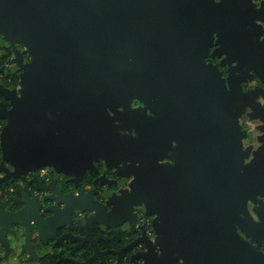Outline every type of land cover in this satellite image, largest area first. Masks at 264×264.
<instances>
[{"label": "water", "instance_id": "1", "mask_svg": "<svg viewBox=\"0 0 264 264\" xmlns=\"http://www.w3.org/2000/svg\"><path fill=\"white\" fill-rule=\"evenodd\" d=\"M138 11L163 30L149 35L134 31ZM169 13L173 26L178 18L183 20L189 38L167 40ZM0 36L10 43L0 50L14 54V69L21 72L18 90L0 84V96L12 106L8 110L0 102V122H6L0 134L1 183L49 165L80 177L88 169L98 171L95 162L101 160L110 167L132 163L125 167L135 175L130 193L107 202L110 212L101 210L89 194L60 198L64 208L47 210L53 215L42 219L38 207L30 209L27 203L18 213H9L0 197V245L7 261L13 252L8 236L18 244L27 238L19 251L29 254L30 262L36 259L32 223L44 242L67 229L62 241L73 235L74 215L80 211L88 213L76 223L86 230L84 238L75 237L82 250L91 244L87 234L95 227L115 229L128 221H119L126 201L144 205L148 215L157 216L156 239L140 256L144 264L219 261L230 243L242 242L235 234L238 222L243 233L264 243V0H0ZM213 48L225 76L206 62ZM134 99L156 114V135L149 124L121 116L118 109L129 110V104H111ZM170 102L185 110L186 120L174 122L183 137L194 142L188 156L171 167L159 164L169 145L165 107ZM58 103L54 126L63 132H49L44 140L35 126ZM108 109L123 123L121 130L142 132L147 145L137 149L132 136H115ZM243 114L257 123L259 133V147L247 153L242 139L248 133L239 121ZM226 121L238 155L236 166L232 161V168H218L217 161L209 159L205 140L214 123L220 124L222 136ZM251 157L245 166V158ZM249 202L258 220H252V226ZM91 247L95 255L88 258L85 253L83 264L98 259L99 249ZM247 249L256 262L264 261V255Z\"/></svg>", "mask_w": 264, "mask_h": 264}, {"label": "flooded vegetation", "instance_id": "2", "mask_svg": "<svg viewBox=\"0 0 264 264\" xmlns=\"http://www.w3.org/2000/svg\"><path fill=\"white\" fill-rule=\"evenodd\" d=\"M182 11L178 14V17L182 14ZM171 19L167 21L165 27V33L167 40L184 41L186 36L188 37L189 29L185 27L183 20L178 18L176 20V26H173L172 16L169 13ZM133 25L136 26L134 31L141 32L145 35L156 33V23L153 18L143 20L141 13L138 11L134 14ZM195 32H199V29H194ZM149 33V34H148ZM10 47L9 42H5L3 37L0 36V47ZM214 49H211L208 57L206 58L207 64L217 66L220 71L226 73V68L221 67L220 60L213 56ZM195 54V53H194ZM193 55V54H192ZM194 56V55H193ZM197 57V56H195ZM188 59V58H187ZM194 59V58H192ZM25 60L29 61V57L25 56ZM14 54L10 51L3 53V49L0 50V84L4 85L8 90H18L20 86V71L15 70ZM193 62H191L192 64ZM185 65V63H183ZM190 64V63H189ZM190 64V65H191ZM195 64V63H194ZM193 64V65H194ZM192 65V67H193ZM185 68V67H184ZM0 102H4L8 110L12 109L10 101H6L0 96ZM154 103L153 100H151ZM112 105L129 104V110H125L124 107L118 109L121 116L126 115L130 121L138 119L144 124H149L152 130H155L157 125L155 123L156 114L152 112L148 106L141 100H132L130 103L127 101H112ZM61 104L50 108L45 115V120L40 121L35 126L42 139H48V133L53 132L55 134H61L63 130L58 126H54L57 114H59V108ZM165 113L167 114V125L165 133V142L169 143L166 150L165 158L159 162V164H166L168 166L177 165L178 160L182 155L188 156V147L193 141L189 142L188 138H184L182 132L178 130V125H175L174 120L178 118H186V112L183 108H175L173 103H169L165 107ZM162 111V110H160ZM108 112L113 120L115 127L114 135L120 136H132L137 149H141L148 143L147 138H142V132L135 129L121 130L119 126L123 125L122 122L115 121V114L108 109ZM232 112L236 113L232 108ZM186 120V119H184ZM240 124L247 131V136L242 139L243 151L248 152L250 147H259L257 140L258 132L255 131L257 123L254 124L247 114H243L239 118ZM57 122V121H56ZM179 124V123H178ZM6 125L5 121L0 122V134L3 127ZM157 130V129H156ZM156 130L154 134L156 135ZM211 134L208 136L207 147L210 152V160L219 165L218 168H232L236 166V152L233 145V139L231 137L230 123H226L222 127L218 123H214L211 126ZM251 152V151H250ZM238 155V154H237ZM241 157V155L239 156ZM233 161V166L232 162ZM2 162V148L0 142V164ZM252 157L250 159L245 158V166L251 164ZM134 165L129 162H122L118 166H108L103 160L95 162V167L98 171L88 169L80 177L75 174L68 173L66 171H59L55 166H42L34 171H28L23 176L14 179L9 178L8 181L1 183V179L4 174H0V197L6 202V210L9 213L16 214L25 208V204H29L30 209L38 207V212L42 219H47L53 215V211H47L53 208L63 209L64 204H61L60 198L66 197H84L91 195L92 199L99 204L101 210L110 212L112 206L108 205L110 198L122 196L123 193L131 192V184L135 179V175L129 174L125 166ZM10 172H14V169L8 164L6 165ZM138 167L139 163H135ZM59 200V201H58ZM252 203L248 204V211L250 214V226H252L253 219ZM122 215L119 219L120 222H124V219L128 221L121 223V225L115 229L107 227H95L94 233L90 236L87 234L89 241L93 247H97L99 252L97 254L98 259L93 264H144V260L140 257L142 254L148 251L149 247L153 245L156 239L155 229L153 224L157 218L156 215H148L144 205L137 206L131 205L126 201L123 202ZM87 212H77L74 215L72 236L65 240L59 241L60 238L69 234L67 229L60 230L58 232L57 239L48 240L44 242L39 233L38 227L32 223V246L36 253V259L28 262L30 258L29 254H20V247H22L27 238L22 239V242L18 244L17 240L12 236H8L10 240V247L13 249L8 261L2 258L6 264H10L12 260L17 261V264H74L79 262L85 263L83 255L86 253L88 258L95 255L91 244L86 243L82 250L77 249L79 242L75 241V237L84 238L86 236V230H80L76 224L78 220H83L87 215ZM241 217L244 216L241 214ZM123 218V219H122ZM249 220V217L244 218ZM122 220V221H121ZM249 223V222H248ZM240 222L236 223V236H238L242 242L233 241L224 250V254L219 261L213 260L211 264H264V261L254 258L248 251L247 245L252 247L253 250L264 255V243H258L253 241L252 237L246 232L243 233L239 227ZM74 236V237H73ZM221 240V239H220ZM220 246V244H219ZM218 247V246H217ZM223 247V246H222ZM18 250V251H17ZM219 251H214V255H218ZM86 260V259H85Z\"/></svg>", "mask_w": 264, "mask_h": 264}, {"label": "crops", "instance_id": "3", "mask_svg": "<svg viewBox=\"0 0 264 264\" xmlns=\"http://www.w3.org/2000/svg\"><path fill=\"white\" fill-rule=\"evenodd\" d=\"M0 255H2L4 258L6 256V252L5 249L0 245ZM9 263V261H7ZM10 264H13V262L11 261Z\"/></svg>", "mask_w": 264, "mask_h": 264}, {"label": "rangeland", "instance_id": "4", "mask_svg": "<svg viewBox=\"0 0 264 264\" xmlns=\"http://www.w3.org/2000/svg\"><path fill=\"white\" fill-rule=\"evenodd\" d=\"M0 257H3L2 255H0ZM3 259H5L4 257H3ZM6 260V259H5ZM7 261V260H6ZM12 262H13V264H17V261H15V260H12Z\"/></svg>", "mask_w": 264, "mask_h": 264}, {"label": "built area", "instance_id": "5", "mask_svg": "<svg viewBox=\"0 0 264 264\" xmlns=\"http://www.w3.org/2000/svg\"><path fill=\"white\" fill-rule=\"evenodd\" d=\"M0 264H6V263L2 260L1 257H0Z\"/></svg>", "mask_w": 264, "mask_h": 264}]
</instances>
